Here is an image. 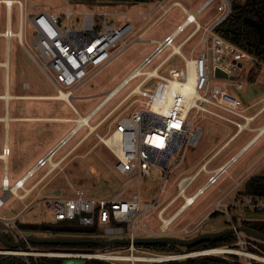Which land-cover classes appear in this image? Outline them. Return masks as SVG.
<instances>
[{
	"label": "built area",
	"instance_id": "2783aa9c",
	"mask_svg": "<svg viewBox=\"0 0 264 264\" xmlns=\"http://www.w3.org/2000/svg\"><path fill=\"white\" fill-rule=\"evenodd\" d=\"M168 1L160 0L151 14L162 9ZM215 1L208 0L205 6ZM34 10L32 0H0V55L4 40L6 56L5 60L0 58V69L4 67L8 75L10 40L17 37L19 43L26 48L45 76L56 87L57 96L68 94L72 98L75 89L91 79L129 47L127 39L135 30L132 21L126 20L116 24L110 20L109 13L98 10H84L82 25L73 27L70 25V19L76 12L71 8L69 0H67L65 12L66 22L55 11ZM217 10L219 14L216 19L204 28L200 38V44L203 47L196 53L194 52L195 46L192 48L191 56L183 51L185 44L201 28L196 17L193 20L187 13V17L181 24L164 38L156 40L155 48L138 65L148 66L167 47L171 48L170 52L156 67L158 71L162 64L174 55H179L183 59V64L171 67L168 75L156 76L166 84L162 95L145 93L152 99V102L122 116L116 124L114 136H117L115 139L117 162L115 169L123 177L130 178V181L120 191L109 196H90L85 190H76L74 197L43 199L48 209L54 214L55 221L75 222L70 225L95 226L96 230L102 231L105 236L103 239L127 238L131 242L95 249L46 251L49 248L26 241L17 248L7 246L0 248L1 257H21L28 264H33L29 260L30 256L36 259L47 256L100 260L109 264H169L215 257L232 264H264V253L260 251L261 248L257 243L261 240L244 231L234 233L237 240L232 244L195 249H187L184 246L183 250L157 251L146 245L134 243L136 238L142 236L193 237L204 219L182 227H175L177 220L196 204L201 195L220 181L238 160L239 152L219 167L208 169L209 162L219 153L215 152L211 158L206 159L199 166L196 172L178 177L176 195L156 214L159 220L158 230L153 229L149 222L150 218L155 217L158 200L152 204L146 203L140 192L132 190L140 183V177L149 175L152 167L157 166L164 171V176L167 178L183 162L187 150L200 144L206 130L202 124L203 120L211 119L234 125L236 129L230 134L229 140H231L248 127L250 120L254 117L247 113L252 105L242 106V101L229 92V86H235L238 90L244 89L248 81V66L255 64L256 58L253 54L214 32V28L231 14L232 0H221L217 5ZM124 15L129 17L128 13ZM192 24L195 25V30L186 37L179 38V35ZM15 25H17L16 30ZM28 25L32 28L34 51L30 50L26 44ZM172 44L177 45L179 49L176 51ZM217 69L220 72H217ZM146 75L147 79L148 74ZM173 82L183 85L191 83L194 91L188 95L181 90L174 91L167 108L163 109L165 106L163 98ZM24 85L28 87V84ZM2 100L6 113L8 101L5 93H0V102ZM154 103H157L159 108H154ZM193 111L195 112L191 116ZM198 115L201 118L194 122V117ZM3 119L4 116L0 114V123L3 122L6 126ZM6 131L0 150V160L4 162L0 184V209L5 206L7 199L12 195L20 199L29 196L41 180L32 187L27 188L25 184L40 170L52 166L50 159L56 152L54 147L11 184L9 158L12 151ZM253 172L254 169L234 180L230 189H219L220 197L217 210L214 212L224 208V212L229 217L230 226L244 225L243 220L250 219L247 218L248 213L264 212V195L247 194L243 192V188L240 189V186L242 184L244 186ZM202 173L207 174L206 180L188 195L186 192ZM179 198L183 199L182 203L166 216V212ZM179 211L181 213L177 214ZM19 218V216L0 217V222L8 230L6 236L13 242H21L29 236L20 226Z\"/></svg>",
	"mask_w": 264,
	"mask_h": 264
},
{
	"label": "rangeland",
	"instance_id": "374dc122",
	"mask_svg": "<svg viewBox=\"0 0 264 264\" xmlns=\"http://www.w3.org/2000/svg\"><path fill=\"white\" fill-rule=\"evenodd\" d=\"M173 1L169 0L162 9L151 14L150 10L154 9L158 2L101 4L69 0L71 8L76 12L70 19V25L73 27H80L82 25V12L84 10H98L109 13L110 20L116 24L123 23L126 20L132 21L135 25V30L127 39L129 44L127 49L91 79L75 89L71 98L73 106L64 100L13 98L9 101V114L12 117L43 116L54 119L46 122L13 120L10 122L8 128L4 126L3 122L0 123V150L4 142L5 131H9V145L12 151L9 158V179L11 184L34 165L40 152L45 153L62 135H65L78 124L74 121L68 122L62 119H79L81 116L87 115L95 109L107 97V94L155 48L157 42L153 40V43L151 39L164 38L166 34L175 29L177 24L185 18L186 15L180 7H171ZM200 1L181 0L190 11H193ZM220 2L221 0H216L200 14L199 20L203 25L206 22L210 24V22L216 19L219 14L217 5ZM32 4L35 9L34 11L52 10L62 16L65 22L67 21L65 16L67 0H32ZM125 13H128L129 17L124 15ZM150 24H153L152 28L146 34H143L138 29L139 26L143 27ZM16 27L17 25H15V30ZM31 29V26L28 25L26 44L30 50L34 51ZM180 36L182 34L179 35V38ZM198 38L199 35L193 41L197 42ZM170 49V47H167L164 51L160 52L161 54L157 55L152 60L153 62L143 67V69L149 71L156 68L170 52ZM0 58L1 60L6 59L4 40L2 41ZM182 64L183 59L181 56L174 55L162 64L159 74L168 75L171 67ZM248 74V81L244 89L238 90L235 86H229V92L242 101V106L251 105V103L264 96V64L249 65ZM146 77L147 75L143 73L133 79L117 95L101 107L90 121V124L95 129L92 130L90 127H84L79 130L70 139L69 144L54 155L55 162L60 161V164L56 168H52V166L43 168L29 180L25 184L27 188L34 186L37 181H41L25 199H20L14 195L10 196L5 206L0 209V217L6 216L11 218L19 216V224H48L50 228H58L65 221H55L54 214L43 201L44 198L74 197L76 190H85L90 196H109L120 191L130 181V178L123 177L115 169L117 162L116 138L114 137L116 124L122 116L152 102V99L145 93L159 96L164 93L166 88V84L161 78L154 76L146 79ZM7 79H9L8 87H6ZM25 83L28 84L27 88L24 85ZM138 86H140V91H136ZM7 89H9L12 95H58L56 87L45 76L26 48L19 43L17 37H13L10 40L8 75H6L4 67L0 69V93H5ZM261 104L259 103V105L257 104L254 108L249 109L247 113L258 108ZM194 112H192L191 116ZM0 114H5L3 100L0 102ZM200 118V115L194 117V122ZM202 124L206 130L200 144L198 147H191L187 150L185 159L178 168L165 178L164 171L157 166H153L150 174L140 177V183L132 189L134 192H140L143 201L146 203L152 204L155 200H158L155 208V217L149 219L153 229L158 230L159 226V220L156 217L157 212L177 193L176 181L178 177L181 175H191L196 172L200 165L198 161L203 156L209 154L218 137L226 134V125L222 126L220 122L205 119L202 121ZM226 124L229 125V123ZM29 136H32V140H29ZM236 143L231 144L215 160V163L222 160L225 154L229 153ZM30 152L33 156L29 154ZM238 165L241 166V162L228 171L216 185L201 195L196 204L190 207L177 220L175 227H182L183 225L204 219L201 226L194 232V236L204 232L220 231L229 227V217L224 212V208L217 211L218 214L216 216H210V213L217 210L218 199L220 197L218 189L226 188L232 184L230 176ZM261 166L259 169L254 168L253 174L264 170V159ZM3 169L4 162L0 160V184ZM206 178L205 173H202L186 193L188 195L193 193ZM242 188L243 184L240 186V189ZM182 201V198L176 200L165 215L168 216L172 213ZM247 215V218L252 220H264V212L248 213ZM25 231L28 235L38 236H53L56 232L51 229L45 230L36 227H26ZM0 234H8V230L1 222ZM57 234H62L63 236L79 235L89 238H105L100 229L93 233L58 231ZM259 246L261 248L260 251L264 253V244L259 243ZM3 247L6 246L0 242V248ZM179 249L183 250L185 248L184 246H180ZM50 250L53 249H46V251ZM63 250L72 251L73 249ZM66 264H83V261L71 258L67 259Z\"/></svg>",
	"mask_w": 264,
	"mask_h": 264
},
{
	"label": "trees",
	"instance_id": "16d2710c",
	"mask_svg": "<svg viewBox=\"0 0 264 264\" xmlns=\"http://www.w3.org/2000/svg\"><path fill=\"white\" fill-rule=\"evenodd\" d=\"M85 3H101V4H126L136 2H151L157 3L160 0H74ZM254 19L260 23H264V0H232L231 14L214 28V32L229 40L238 47L253 54L256 58L255 64H264V33L261 34L259 30L251 24L248 19ZM264 31V27H263ZM249 75V74H248ZM252 79V78H251ZM243 192L247 194H261L264 195V170L257 172L247 181L243 186ZM218 213L214 212L210 216H216ZM63 224H75V222H63ZM243 224L249 226L260 233L264 234V220L245 219ZM24 224H20L23 227ZM43 224L25 225L27 227H36L39 229L49 230L50 226L46 224V228H42ZM230 226V223H229ZM237 240L235 234H230L217 239L205 240L193 246L186 247L187 249H195L206 246L232 244ZM257 243L264 244L263 241ZM43 248L49 249H95L101 247L97 244H39ZM147 247L157 251H174L180 248L179 245L161 243L156 245H147ZM68 258L64 257H47L39 258L29 257L33 264H66ZM83 264H109L100 260H82ZM0 264H28L27 261L21 257L16 256H0ZM169 264H232L224 259L215 257H207L187 262H172Z\"/></svg>",
	"mask_w": 264,
	"mask_h": 264
},
{
	"label": "crops",
	"instance_id": "0c3cea01",
	"mask_svg": "<svg viewBox=\"0 0 264 264\" xmlns=\"http://www.w3.org/2000/svg\"><path fill=\"white\" fill-rule=\"evenodd\" d=\"M208 0H201L200 3L198 4V6L193 10L190 11L184 4L183 2H181V0H174L171 3V7H180L182 9V11L185 13V18L187 17V13L188 14H194V16L197 19L198 24L200 25V29L198 31H196V33L192 36V38L188 41L187 44H185L183 51L188 55L191 56V51L192 48L195 46V53L200 50L203 45L200 44V38L203 34L204 28L206 26H209L210 24H212V22L215 20H213L212 22H206L205 25H203V23L199 20V16L200 14L205 10V8L207 6L206 2ZM195 4V2H194ZM153 9V8H152ZM152 9L150 10V12L152 11ZM148 15V14H147ZM185 18L179 22L177 24V26L179 24H181ZM154 24V23H153ZM145 25L143 27L139 26L138 29L141 30V32L144 34H146L149 30H151L152 25ZM176 26V27H177ZM195 30V25L192 24L191 26L188 27V29L182 33V36H180L181 38L186 37L187 35H189L190 33H192ZM167 35V34H166ZM199 35V38L197 40V42H194L193 40L196 39V37ZM156 42V40H160V39H151V41ZM153 42V43H154ZM146 57V56H145ZM144 57V58H145ZM144 60V59H143ZM142 60V61H143ZM141 61V62H142ZM140 62V63H141ZM137 68V66L135 67ZM65 101V100H64ZM259 103H262L258 108L253 109L252 111L249 112V114L254 115L253 119L250 120L249 126L246 127L241 133H239L235 138L229 140L230 138V133L234 132L236 127L232 124H224V123H220L222 126H225L226 129V134L223 135L222 137H218L217 142L215 143V145L212 147V149L209 151V154H207L206 156H203L201 160H199V164L201 165L206 159L211 158V156L215 153V152H219L208 164V169H215L217 167H219L220 165L224 164L232 155L236 154L237 152H239V158L238 160L229 168L228 171H230L233 167H235L239 162H241V166H237L236 168H234V172L231 174L230 178L232 179V184H230L228 187L226 188H222L224 190H228L230 189V187L233 185V181L240 178L241 176H243L244 174L248 173L250 169H259L262 164V161L264 159V96L261 97L260 99H258L257 101H254L253 103H251L252 107H250V109L254 108V106H256L257 104L259 105ZM70 105V104H69ZM72 105V104H71ZM250 106V105H248ZM28 118H32V119H36V121H42V122H46L49 120H54V119H50V118H46V117H28ZM66 119H70V118H66ZM66 119H62L64 121H66ZM61 120V119H60ZM75 120V119H74ZM70 122V121H68ZM73 129H71L69 132H67L65 135H62L60 137V139L54 143L53 146H51L45 153H41L39 157L37 158V160L46 155L48 152H50L54 147L56 148V152L54 155H56L58 152H60L66 145L69 144V141L66 142V145H64L63 140H65L66 138L70 137L71 135V131ZM8 131V130H7ZM231 133V134H232ZM261 134V135H260ZM8 136H9V131H8ZM74 135H72L73 137ZM70 137V139L72 138ZM29 140H32V136L28 137ZM9 141V139H8ZM234 142H237L235 146L232 147V149L229 151V153L225 154L224 158L222 160H220L219 162L217 161L215 163V160L227 149L229 148V146L231 144H233ZM62 145H64L62 147ZM198 147V146H197ZM66 152V151H65ZM67 153V152H66ZM30 155H32V153H29ZM64 154V153H63ZM33 156V155H32ZM54 159V156H53ZM36 160V161H37ZM54 161H56L54 159ZM197 162V163H198ZM57 163L60 164V161H57ZM196 163V164H197ZM35 164V163H34ZM199 165V166H200ZM199 168V167H198ZM254 169V170H255ZM263 171V170H262ZM228 173V172H227ZM226 173V174H227ZM207 176V174H205ZM220 189V188H219ZM218 189V190H219Z\"/></svg>",
	"mask_w": 264,
	"mask_h": 264
},
{
	"label": "water",
	"instance_id": "95a60500",
	"mask_svg": "<svg viewBox=\"0 0 264 264\" xmlns=\"http://www.w3.org/2000/svg\"><path fill=\"white\" fill-rule=\"evenodd\" d=\"M248 21L253 24L261 34L264 33L263 27L264 23H260L254 19H248ZM46 224L42 225V228H46ZM25 227V225H23ZM50 228V227H49ZM53 231H66L72 233H93L96 231L95 226H80V225H66L59 228H50ZM239 231H244L250 234L252 237L261 240L264 242V234L258 232L257 230L246 226H229L220 231L213 232H204L200 233L191 238H180L170 235H160V236H142L134 240L135 244L140 245H156L161 243L175 244L179 246L190 247L197 243H200L205 240L217 239L226 235L234 234ZM26 241L34 244H97L101 246H113V245H125L131 242L127 238H114V239H103V238H89L83 236H38V235H29L26 240H21V242L11 241L5 234H0V242L7 247L17 248Z\"/></svg>",
	"mask_w": 264,
	"mask_h": 264
},
{
	"label": "bare ground",
	"instance_id": "6f19581e",
	"mask_svg": "<svg viewBox=\"0 0 264 264\" xmlns=\"http://www.w3.org/2000/svg\"><path fill=\"white\" fill-rule=\"evenodd\" d=\"M191 18L194 20L195 19V16L194 14H190ZM178 32H176L177 34ZM172 47L177 51L179 49V47L177 45H174L172 44ZM171 56V55H170ZM10 59V57H9ZM217 72H220L219 69H217ZM148 74V78L149 77H154V76H158L159 75V71H158V68H155L153 70H149V71H145L143 69V65H140V66H137V68H134L126 77L123 78V80L115 87L113 88L108 94H107V97L102 100V102L95 108L93 109L92 111H90L87 115H84V116H81L79 119H66V121H74L76 123H78L74 128L73 130L71 131V135L70 137H72V135H75L78 133L79 130H81L82 128L84 127H90L93 129H95L91 124H90V121L92 120V118L94 117V115L97 113V111L103 107L111 98H113L115 95H117L120 90L125 87L128 83H130L133 79L137 78L138 76H140L141 74ZM6 86L8 87L9 86V79H7V82H6ZM140 86H138L136 88V91H140ZM176 90H181L183 91L185 94H190L191 92L194 91V86L193 84H186V85H183L179 82H173L171 87H170V90L168 91L167 95L163 98V101L165 102V106L163 107V109H166L170 100H171V97H172V93ZM5 97L7 98V101H8V104H9V101L13 98H27V99H50V100H65L68 104H72V101H71V97L70 95L68 94H62L60 96H57V95H28V94H25V95H12L10 92H9V89L6 90L5 92ZM73 106V105H72ZM154 108H159V105L157 103H154ZM4 116V119L5 120V123H6V126L7 128L9 127L10 125V122L13 121V120H19V121H28V120H36V119H32V118H28V117H12L10 114H9V105H8V109H7V112L3 115ZM6 134H7V137L9 139V136H8V131H6ZM261 135V134H260ZM70 137L66 138L64 142V145H66V142H68L70 140ZM115 138H117V136L115 135L114 136ZM62 145V147L64 146ZM51 165H52V168H56L58 166V163L54 161L53 159V156H51ZM38 186V185H37ZM36 186V187H37ZM181 211H179L177 214H180ZM178 216V215H176Z\"/></svg>",
	"mask_w": 264,
	"mask_h": 264
},
{
	"label": "flooded vegetation",
	"instance_id": "af4514ba",
	"mask_svg": "<svg viewBox=\"0 0 264 264\" xmlns=\"http://www.w3.org/2000/svg\"><path fill=\"white\" fill-rule=\"evenodd\" d=\"M66 225H70V224H63L60 225V227L66 226ZM59 228V227H58ZM58 231L55 232V234L53 236H63L62 234H57ZM75 236H79V235H75Z\"/></svg>",
	"mask_w": 264,
	"mask_h": 264
}]
</instances>
